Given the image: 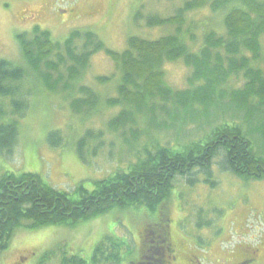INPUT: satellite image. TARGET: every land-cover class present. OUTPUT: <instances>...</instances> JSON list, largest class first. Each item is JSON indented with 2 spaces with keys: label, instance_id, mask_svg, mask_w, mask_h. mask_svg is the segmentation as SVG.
Instances as JSON below:
<instances>
[{
  "label": "rangeland",
  "instance_id": "1",
  "mask_svg": "<svg viewBox=\"0 0 264 264\" xmlns=\"http://www.w3.org/2000/svg\"><path fill=\"white\" fill-rule=\"evenodd\" d=\"M182 3V0H0V60L25 67L26 87H22L21 95L28 96L26 111L21 116L9 117L18 122L20 135L11 153H0V176L6 172L32 173L56 189L73 193L81 184L92 190L97 180L134 164L154 141L149 149L157 143L169 145V142L176 148V144L187 145L205 138L218 125L234 122L248 133L255 151L264 156V107L259 102L245 105L226 100L218 109L211 108L208 115H197L196 119L185 116V121L177 124L175 116L166 123L156 120L151 124L146 114L135 115V122L114 129L112 120L124 108L131 109L124 103L108 104L110 99H120L117 86L121 73L116 64L101 51L90 57L86 69H78L77 78L73 77L71 69L76 64L69 58L67 47L64 48L71 34L79 35L72 45L78 54L85 50L90 31L98 36L95 42L102 41L107 49L122 52L132 36L156 40L176 34L175 27L150 28L148 19L171 17ZM207 6H211L210 2ZM209 7L192 13L183 30L192 31L196 24L218 26L219 21ZM35 27L50 32L61 45L41 61L37 72L24 60L17 40L18 34L33 32ZM202 33V28L195 31L200 39ZM90 42L88 47H94V41ZM260 42V60L252 57L249 62L264 71V37ZM56 65L54 70L52 67ZM165 71L167 85L176 90L189 88L188 79L193 72L182 61L167 64ZM104 77L109 81L102 84L98 78ZM246 83L245 71L233 73L224 88L230 94L243 89ZM10 110L8 102L0 100V123L8 122L5 114L9 115ZM88 131L96 137L87 140L80 156L77 143ZM53 132L59 134L56 138L60 139L59 146L49 142L48 136ZM213 176L215 187L204 185L203 175L197 176L194 185H189L185 177L176 179L166 209L177 257L166 258L164 264H193L197 263L195 258L202 264H234L240 262V247L245 246L260 251L256 253L259 255L248 253L250 264H264V182L246 183L230 173H221L218 168ZM157 216L145 207L114 209L73 227L19 230L7 252L0 255V264H44V256L62 245L91 264L96 246L107 237L133 244L132 255H123L120 264H130L138 253L145 264H160V250L155 251V261L147 259L150 253L145 252L146 244L152 245L149 226ZM45 264L60 263L50 258Z\"/></svg>",
  "mask_w": 264,
  "mask_h": 264
},
{
  "label": "trees",
  "instance_id": "2",
  "mask_svg": "<svg viewBox=\"0 0 264 264\" xmlns=\"http://www.w3.org/2000/svg\"><path fill=\"white\" fill-rule=\"evenodd\" d=\"M182 1L175 15L148 19L150 28L175 27L176 34L156 40L132 36L122 52L107 49L102 41L95 42L98 36L92 31L87 33L88 41L80 54L72 47L79 38L78 33L66 39L64 48L67 47L69 58L76 64L71 67L73 77L77 78L80 74L78 69H86L90 57L101 51L120 70L121 79L117 86L120 99H110L108 104L119 106L124 103L131 109L124 108L112 120V128L119 129L135 122V115L145 114L151 124L156 120L166 123L174 116L175 124L182 123L185 116L196 119L197 115H208L226 100L245 105L259 102L264 107V71L249 62L252 57L260 60V41L264 37V0ZM209 2L210 7L207 6ZM206 7H209L214 19H218V26L210 22L204 27L196 24L192 30L194 33L189 28L183 30L190 15L202 12ZM200 28L203 32L201 39L195 34ZM32 31L18 34L17 40L24 60L37 72L41 61L60 49L61 45L53 40L50 32L40 27ZM90 41H94V47H88ZM189 42L193 43L188 45ZM179 61L193 72L188 79L189 88L185 90L173 89L165 82V66ZM57 66L52 68L55 70ZM242 71H245L247 79L245 87L227 94L224 87L228 79L233 73L239 75ZM25 75V67L0 60V100L8 102L12 108L9 115L5 114L8 118L21 116L28 108L25 102L28 96L21 95L22 87H26L23 84ZM98 80L102 84L109 81L105 77ZM19 135V124L14 119L0 123V153H11ZM58 136L56 132L50 133V144L59 146ZM95 137L88 131L79 140L77 148L80 156L87 140ZM154 142L147 145L144 155L137 157L134 164L97 180L92 190L80 184L72 193L52 187L36 174L4 173L0 176V255L7 252L19 230L73 227L114 209L145 207L159 215L155 219H165L168 216L166 205L179 177L187 178L189 185H194L197 184V176L203 175V184L215 187L217 183L213 175L218 168L221 173H230L246 183L264 182V156L255 151L248 133L235 122L218 125L205 138L187 145L176 144V148L171 147L173 143L169 142V145L157 143L149 149ZM130 242L122 238H105L96 246L90 263H122L123 255L131 256L133 253L134 247ZM240 251L241 260L234 264H250L248 253L260 252L246 246L240 247ZM50 258L58 259L60 264H88L65 245L46 254L43 263ZM136 259L130 264L136 263ZM195 260L200 262L198 258Z\"/></svg>",
  "mask_w": 264,
  "mask_h": 264
},
{
  "label": "flooded vegetation",
  "instance_id": "3",
  "mask_svg": "<svg viewBox=\"0 0 264 264\" xmlns=\"http://www.w3.org/2000/svg\"><path fill=\"white\" fill-rule=\"evenodd\" d=\"M150 228V236H151V244H146V250L148 254L150 253V257L147 259L155 261V251L160 250L161 259L160 264H164V260L166 258H172L175 259L177 256H175V249L174 245L171 242L172 240V230H171V220L166 215L165 219L161 217L157 219H153L152 224L149 226ZM143 233V232H142ZM141 236L139 235L138 241H140ZM146 239V235L144 234V240ZM145 247V246H144ZM153 248V250H152ZM171 253L173 256H171ZM139 255V254H138ZM135 261L136 263L133 264H145L144 258L140 255L137 257ZM154 264V263H151ZM193 264H201L199 262Z\"/></svg>",
  "mask_w": 264,
  "mask_h": 264
}]
</instances>
